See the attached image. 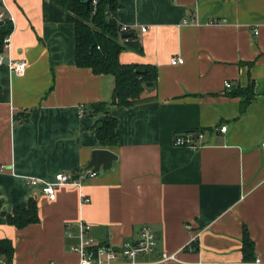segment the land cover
Returning a JSON list of instances; mask_svg holds the SVG:
<instances>
[{
    "label": "crops",
    "instance_id": "0c3cea01",
    "mask_svg": "<svg viewBox=\"0 0 264 264\" xmlns=\"http://www.w3.org/2000/svg\"><path fill=\"white\" fill-rule=\"evenodd\" d=\"M118 2L113 16L141 46L118 59L155 64L157 81L141 100L105 112L90 103L111 98L114 78L75 63L73 20L44 17L43 0H0V21L12 24L5 53L26 65L0 77V237L12 248L0 264H77L80 221L113 248L149 225L154 249L132 264L264 263V0ZM172 55L184 60L172 64ZM248 84L253 96L239 110L229 91ZM106 114L117 141L103 145ZM196 130L204 133L195 145L174 144L175 134ZM104 146L117 155L112 167L78 177L91 149ZM59 172L74 180L56 185L52 199L27 182ZM29 199L38 219L8 222ZM244 227L253 242L245 259Z\"/></svg>",
    "mask_w": 264,
    "mask_h": 264
},
{
    "label": "trees",
    "instance_id": "16d2710c",
    "mask_svg": "<svg viewBox=\"0 0 264 264\" xmlns=\"http://www.w3.org/2000/svg\"><path fill=\"white\" fill-rule=\"evenodd\" d=\"M43 0V14L51 19H71L74 22L75 32V63L79 66H89L96 74L109 73L114 78L111 98L90 103L95 111H108L112 103L128 105L143 98V89L155 85L157 81V67L152 63L122 62L118 59L119 52L124 48L141 50L138 38L133 31H126L127 36H121L120 23L113 16L118 0ZM11 21L2 18L0 21V51L3 37L11 29ZM0 70L6 66L0 64ZM151 81L150 85H146ZM3 83V82H2ZM3 83V88H4ZM2 88V90H3ZM230 94L238 95L239 110L253 96L250 84L235 87ZM116 120L106 114L97 127V137L104 144H114L117 141ZM28 206L22 208L15 206L12 213L5 215L8 222L24 225L37 220L36 203L29 199ZM241 255L251 258L253 242L248 237L245 227L241 233ZM10 241L0 237V253L8 258L12 252ZM257 264V263H253ZM264 264V263H261Z\"/></svg>",
    "mask_w": 264,
    "mask_h": 264
},
{
    "label": "built area",
    "instance_id": "2783aa9c",
    "mask_svg": "<svg viewBox=\"0 0 264 264\" xmlns=\"http://www.w3.org/2000/svg\"><path fill=\"white\" fill-rule=\"evenodd\" d=\"M93 4H95L96 0H90ZM2 9L0 8V18L2 17ZM120 29L123 31H129L128 26L125 24H120ZM141 31H145V27H140ZM255 30V29H254ZM10 36L6 34L2 40V49L0 51V64L6 66L7 71L14 72L16 74H23L25 70V61L23 59H16L9 57L7 61H3L4 57L7 56L5 53V48L9 45ZM170 63L177 64L178 62H182L184 59L182 56H170ZM230 82L225 80L224 86H229ZM84 109L82 107L79 108V114L84 113ZM226 128V124H223L219 127V130L224 131ZM204 130H196V132H181L174 135L173 142L176 145L187 144V145H195V138L203 136ZM262 145L264 147V140L262 141ZM3 164L0 165V168H4ZM97 171L92 170L91 168H84L78 173V177H90L95 175ZM54 181H46L40 180L36 177H28L27 182L30 184H39L42 191L46 193L47 197L52 199L55 196V186L61 182L73 181L74 178L71 174L59 172L55 174ZM87 199L86 197L84 198ZM89 226L86 223L80 221L78 223V242L73 249L79 252V258L77 260V264H108L111 262H119L121 264H132L135 262V258L142 252H149L154 249L155 238L150 229L149 225L142 224L139 228V235L136 241L134 242H123V244L119 245L117 248L106 247L103 243L99 242L93 236L89 235ZM66 232L71 233L68 228ZM175 256V252H161V259H169ZM0 258V262H1ZM253 262H257L256 258Z\"/></svg>",
    "mask_w": 264,
    "mask_h": 264
},
{
    "label": "water",
    "instance_id": "95a60500",
    "mask_svg": "<svg viewBox=\"0 0 264 264\" xmlns=\"http://www.w3.org/2000/svg\"><path fill=\"white\" fill-rule=\"evenodd\" d=\"M88 1V0H84ZM122 36H127L129 33H122ZM8 57L5 56L3 61H7ZM3 76V73L0 70V77ZM151 84V81H148L146 85ZM3 84L0 81V90H2ZM90 158L87 162L85 168H91L95 171H105L106 168L112 167V161L117 158V155L108 147H94L90 151ZM107 246V245H106Z\"/></svg>",
    "mask_w": 264,
    "mask_h": 264
}]
</instances>
